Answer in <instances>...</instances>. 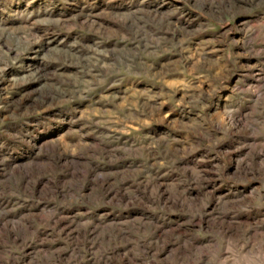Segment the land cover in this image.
Returning a JSON list of instances; mask_svg holds the SVG:
<instances>
[{"label": "rangeland", "instance_id": "rangeland-1", "mask_svg": "<svg viewBox=\"0 0 264 264\" xmlns=\"http://www.w3.org/2000/svg\"><path fill=\"white\" fill-rule=\"evenodd\" d=\"M0 264H264V0H0Z\"/></svg>", "mask_w": 264, "mask_h": 264}]
</instances>
